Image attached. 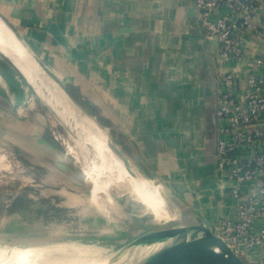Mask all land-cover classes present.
<instances>
[{
	"label": "crops",
	"instance_id": "obj_1",
	"mask_svg": "<svg viewBox=\"0 0 264 264\" xmlns=\"http://www.w3.org/2000/svg\"><path fill=\"white\" fill-rule=\"evenodd\" d=\"M258 15L261 36L246 38L241 60L225 61L219 43L204 36L195 0H0V20L33 60L50 72L54 63L92 94L87 103L111 115L128 167L178 201L184 221L201 217L214 233L221 220H239L241 199L264 180L236 197L238 183L216 158L219 92L241 98L248 76L264 75L255 67L264 59V6ZM230 73L238 79L234 87L224 81ZM257 122L264 127V113ZM262 151L259 142L239 156L252 160ZM254 231L264 233V217ZM263 259L262 244L244 258Z\"/></svg>",
	"mask_w": 264,
	"mask_h": 264
},
{
	"label": "rangeland",
	"instance_id": "obj_2",
	"mask_svg": "<svg viewBox=\"0 0 264 264\" xmlns=\"http://www.w3.org/2000/svg\"><path fill=\"white\" fill-rule=\"evenodd\" d=\"M34 62L35 82L0 51V150L14 162L11 172L0 171V263L28 255V260L45 262L111 264L137 235L184 224L178 201L150 179L171 217L165 223L128 183L108 189L89 179L65 178L60 164L76 176H85L84 168L90 167L87 133L103 135L107 148L129 170L126 147L106 109L85 101L92 94L79 82L72 85L54 63L56 71L50 72ZM38 82L44 83L40 90ZM67 145L76 147L80 159L69 154Z\"/></svg>",
	"mask_w": 264,
	"mask_h": 264
},
{
	"label": "built area",
	"instance_id": "obj_3",
	"mask_svg": "<svg viewBox=\"0 0 264 264\" xmlns=\"http://www.w3.org/2000/svg\"><path fill=\"white\" fill-rule=\"evenodd\" d=\"M200 23L207 40H216L220 55L225 61L241 60L244 56L246 38L262 34V22L258 11L264 0H195ZM255 67H264V59H256ZM224 81L236 86L237 77L230 73ZM264 75L251 74L247 78L243 97L229 91L218 94L217 119L219 138L217 144V166L227 170L229 179L238 183L232 195L240 197L245 187L254 186L256 179L264 178V151L254 159L239 156L243 148L253 149L261 142L264 150V127L257 119L264 113ZM254 194L245 196L239 204V220L223 219L219 222L217 235L243 259L250 256L259 245H264V233L257 235L254 224L264 217V180ZM257 264H264V259Z\"/></svg>",
	"mask_w": 264,
	"mask_h": 264
},
{
	"label": "water",
	"instance_id": "obj_4",
	"mask_svg": "<svg viewBox=\"0 0 264 264\" xmlns=\"http://www.w3.org/2000/svg\"><path fill=\"white\" fill-rule=\"evenodd\" d=\"M60 168L66 177L76 175L67 165L60 164ZM202 263L248 264L201 217L195 216L182 225L159 227L137 235L111 264Z\"/></svg>",
	"mask_w": 264,
	"mask_h": 264
},
{
	"label": "bare ground",
	"instance_id": "obj_5",
	"mask_svg": "<svg viewBox=\"0 0 264 264\" xmlns=\"http://www.w3.org/2000/svg\"><path fill=\"white\" fill-rule=\"evenodd\" d=\"M0 51L6 56L10 57L13 63L16 64L19 67V69L24 71L25 75L28 76L31 81L35 82L33 75L35 69H37L35 62L33 61L31 55L29 54L25 46L17 38L16 34L13 31H11L1 20H0ZM43 87H44V83L38 82L37 89L40 90ZM53 103H57V101L55 100L53 101ZM101 137L95 135L92 132L91 133L89 132V134L87 133L86 140H84L85 147L88 150V156L90 159V167L84 168V174L86 178L108 189L122 188L124 186L123 183H128L129 187L131 186L137 189L138 192H140L143 196L146 197V199H144L145 204H147L151 212L156 215L159 221H162L163 223L169 221L171 217L167 212H165L163 208L164 207L163 204H165V202L163 203L164 200L159 199L157 197V194L153 192L152 187L154 186L152 182L149 179H142V176L138 172L133 173L132 172L133 170L129 171L125 169L123 164L114 157L115 155H113L111 150H109L107 148V145H105L106 138L103 135H101ZM66 148L68 149L69 154H71L74 158L80 159V154L76 149V147L74 148L71 145H67ZM13 167H14V162L10 160L9 154L0 150V171L4 170L11 172ZM141 190H143L144 193L141 192ZM162 211L163 213H161ZM1 258L2 256L0 255V261H2ZM29 258L31 257L28 255L23 256L21 258H18L17 262L13 261L14 263H9V264H78L76 260H69V259L68 261L65 262L63 260H61V262L59 261L45 262L39 259L28 260ZM89 264H101V263L90 261ZM202 264H211V263H202Z\"/></svg>",
	"mask_w": 264,
	"mask_h": 264
}]
</instances>
